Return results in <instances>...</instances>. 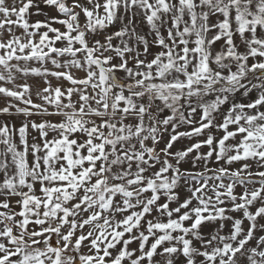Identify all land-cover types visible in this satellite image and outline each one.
Wrapping results in <instances>:
<instances>
[{
    "label": "snow or ice",
    "instance_id": "obj_1",
    "mask_svg": "<svg viewBox=\"0 0 264 264\" xmlns=\"http://www.w3.org/2000/svg\"><path fill=\"white\" fill-rule=\"evenodd\" d=\"M0 264H264V0H0Z\"/></svg>",
    "mask_w": 264,
    "mask_h": 264
}]
</instances>
